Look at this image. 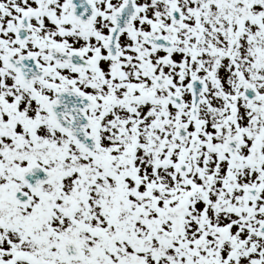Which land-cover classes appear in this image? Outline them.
Masks as SVG:
<instances>
[{
	"label": "snow or ice",
	"instance_id": "6c2138e0",
	"mask_svg": "<svg viewBox=\"0 0 264 264\" xmlns=\"http://www.w3.org/2000/svg\"><path fill=\"white\" fill-rule=\"evenodd\" d=\"M0 264H264V0H0Z\"/></svg>",
	"mask_w": 264,
	"mask_h": 264
}]
</instances>
